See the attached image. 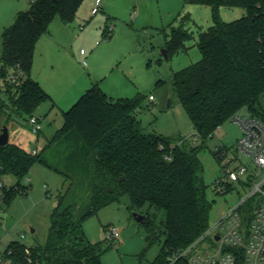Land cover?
Listing matches in <instances>:
<instances>
[{"label":"trees","instance_id":"1","mask_svg":"<svg viewBox=\"0 0 264 264\" xmlns=\"http://www.w3.org/2000/svg\"><path fill=\"white\" fill-rule=\"evenodd\" d=\"M85 0H30L15 22L2 34L0 77H17L19 84L0 88V109L9 115H35L51 95L32 77L36 45L53 19L72 23ZM212 7L214 23L199 34L202 57L173 73V87L191 119L195 133L204 141L242 110L264 121V0H187ZM220 7H243L246 14L224 21ZM106 31L105 36L107 35ZM112 34L110 33L111 37ZM191 33L173 27L167 42L171 51L186 48ZM108 37V38H109ZM146 97L113 98L93 83L66 111L64 123L44 148L33 153L15 142L0 145V171L18 178L28 176L36 163L66 176L68 188L57 196L48 240L41 253H28L20 244L14 251L24 264H103L102 249L86 238L82 222L104 206L128 196L130 211L146 213L147 239L164 244L154 264H167L168 257L196 240L209 226L215 200L208 198L209 185L202 175L203 145L182 146L184 138H168L142 130L138 111ZM54 149L52 164L44 152ZM218 145L212 149L221 163ZM62 156L66 173L57 158ZM55 162V163H54ZM60 167V169H59ZM64 184V186H65ZM8 191V202L20 182ZM232 189L229 184L225 191ZM216 190V188H215ZM80 192L88 193L89 209L78 206ZM220 194V192H217ZM223 194V192H221ZM77 208H80L76 217ZM163 213L160 226L156 220Z\"/></svg>","mask_w":264,"mask_h":264},{"label":"rangeland","instance_id":"2","mask_svg":"<svg viewBox=\"0 0 264 264\" xmlns=\"http://www.w3.org/2000/svg\"><path fill=\"white\" fill-rule=\"evenodd\" d=\"M95 5L96 0H85L75 20L68 25L56 16L38 41L34 76L52 97V101L43 102L35 111L43 122L42 131L34 134L30 130L29 116L9 115L6 107L0 109V134L7 125L10 142L30 151L36 147L42 149L63 125V111L71 108L93 83H98L113 98L143 95L146 100L137 115L145 133L184 138L186 141L181 142L182 146H204L200 152L202 175L209 185L208 198L215 200L210 216V223H214L249 191L238 182H234L230 191L224 189L223 194H217L215 190V182L226 180L227 176L212 149L218 145L226 146L230 155H237L242 131L236 122L229 120L204 141L196 135L173 87V73L202 57L197 41L199 34L214 23L212 7L187 0H102L99 11L93 13ZM29 8L30 0H0V58L5 28L15 22L19 11ZM246 12L243 7H220L219 10L224 21L239 19ZM173 27L185 28L192 36L186 40V48L173 50L164 56ZM110 28L112 36L106 38V31ZM82 48L86 50L83 55L80 53ZM2 87L3 80H0ZM150 95L155 97L154 102L149 100ZM0 97L5 103L10 102L5 92H1ZM240 115L248 113L242 110ZM55 154V150L50 148L43 156L52 164L51 158ZM57 161L66 173L62 156L59 155ZM234 166L250 167L252 160L239 155ZM65 176L42 163L34 164L28 176L22 179L13 174L2 175L8 188L15 186L20 189L17 186L20 182L24 190V193L17 191L14 198L3 206V224L0 227L3 248L20 244L32 252L44 250L57 196L68 188ZM263 176L264 169L258 180ZM78 195V206L89 209L88 193L80 192ZM128 205L129 198L124 196L120 201L104 206L82 222L83 232L88 241L99 244L103 251V264H154L163 247L164 237L150 243L146 224L136 220ZM79 211L77 208V218ZM162 217L163 213L159 212L158 226ZM112 227L121 231L114 240L108 239L106 233L107 228Z\"/></svg>","mask_w":264,"mask_h":264},{"label":"built area","instance_id":"3","mask_svg":"<svg viewBox=\"0 0 264 264\" xmlns=\"http://www.w3.org/2000/svg\"><path fill=\"white\" fill-rule=\"evenodd\" d=\"M102 0H96L93 13L99 11ZM108 30V38L111 33ZM85 49L81 53L85 54ZM3 87L6 83L19 84L17 77H0ZM155 101L153 95L149 96ZM232 121L242 131L237 144V155H230L228 149H222L221 165L224 166L227 179L215 182L217 192H223L226 185L233 188L234 182L249 191L227 210L188 246L181 248L168 257L167 264H264V176L258 180L264 169V121L250 114L243 116L237 113ZM30 130L39 134L43 129L41 118L32 115L28 120ZM39 147L32 149L37 153ZM239 155L251 158L252 166L232 167ZM8 188L0 171V227L3 224L4 205L8 203ZM107 238L117 239L121 231L115 227L107 228ZM27 262L32 263L30 250L25 249ZM0 264H24L17 257L13 245L3 248L0 240Z\"/></svg>","mask_w":264,"mask_h":264},{"label":"water","instance_id":"4","mask_svg":"<svg viewBox=\"0 0 264 264\" xmlns=\"http://www.w3.org/2000/svg\"><path fill=\"white\" fill-rule=\"evenodd\" d=\"M164 56H167V52L166 50H164ZM9 139H10V132H9V127L6 125L3 127L2 129V133L0 134V145L4 146L6 144L9 143ZM58 205V202L56 204V206ZM133 216L136 218V220L140 223H144L148 217V215L146 213H140L137 211H133ZM32 231H34V229H32Z\"/></svg>","mask_w":264,"mask_h":264},{"label":"crops","instance_id":"5","mask_svg":"<svg viewBox=\"0 0 264 264\" xmlns=\"http://www.w3.org/2000/svg\"><path fill=\"white\" fill-rule=\"evenodd\" d=\"M66 25V24H65ZM68 25V24H67ZM39 43V42H38ZM37 43V44H38ZM36 48H37V45H36ZM86 51V50H85ZM35 52H36V50H35ZM80 53H81V50H80ZM86 53V52H85ZM82 54V53H81ZM83 55V54H82ZM34 62H35V56H34ZM33 67H34V63H33ZM32 67V77L35 79V80H37L38 82H39V80L34 76V71H35V69ZM39 83H41V82H39ZM41 85V84H40ZM42 121V120H41ZM42 124H43V122H42Z\"/></svg>","mask_w":264,"mask_h":264}]
</instances>
